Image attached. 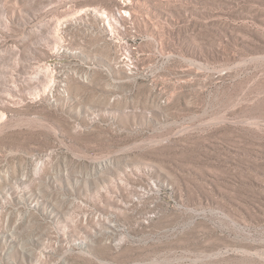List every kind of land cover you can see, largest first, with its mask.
Masks as SVG:
<instances>
[{"label": "rangeland", "instance_id": "374dc122", "mask_svg": "<svg viewBox=\"0 0 264 264\" xmlns=\"http://www.w3.org/2000/svg\"><path fill=\"white\" fill-rule=\"evenodd\" d=\"M120 1L0 0V264H264V0Z\"/></svg>", "mask_w": 264, "mask_h": 264}, {"label": "built area", "instance_id": "2783aa9c", "mask_svg": "<svg viewBox=\"0 0 264 264\" xmlns=\"http://www.w3.org/2000/svg\"><path fill=\"white\" fill-rule=\"evenodd\" d=\"M106 11V19L104 20H111V13L114 9H121V16L118 21H115L117 24V32H108V37H105L108 41H110L114 46L122 47L121 46V38L123 35H119V22L122 17H126V15H131L132 12H124V2H114V5L110 8H104ZM126 35H130L131 38L139 39V44L142 41L143 37L141 36L137 27L130 23V28L128 29V33Z\"/></svg>", "mask_w": 264, "mask_h": 264}, {"label": "bare ground", "instance_id": "6f19581e", "mask_svg": "<svg viewBox=\"0 0 264 264\" xmlns=\"http://www.w3.org/2000/svg\"><path fill=\"white\" fill-rule=\"evenodd\" d=\"M120 2H124V12H127L126 11V1L124 0H121ZM96 12H98V10H96ZM121 16V9H115L114 11H112L111 13V20H104L106 19V11H102V19H103V22L105 24V27L107 29L108 32H117V24L115 23V21H118V19L120 18ZM128 15H126L127 17ZM125 17H122V19H124ZM120 23V22H119ZM115 25V26H114ZM122 28L120 27V24H119V33L121 32Z\"/></svg>", "mask_w": 264, "mask_h": 264}]
</instances>
